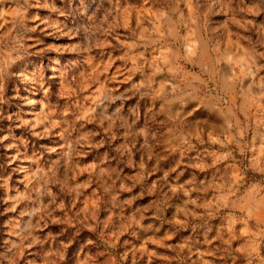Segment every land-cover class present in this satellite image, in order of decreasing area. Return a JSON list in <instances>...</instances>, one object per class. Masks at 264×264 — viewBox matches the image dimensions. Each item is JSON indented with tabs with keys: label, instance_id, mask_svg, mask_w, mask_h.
<instances>
[{
	"label": "rangeland",
	"instance_id": "374dc122",
	"mask_svg": "<svg viewBox=\"0 0 264 264\" xmlns=\"http://www.w3.org/2000/svg\"><path fill=\"white\" fill-rule=\"evenodd\" d=\"M0 264H264V0H0Z\"/></svg>",
	"mask_w": 264,
	"mask_h": 264
}]
</instances>
